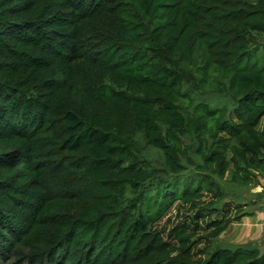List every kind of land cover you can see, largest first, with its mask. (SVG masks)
<instances>
[{
    "label": "trees",
    "instance_id": "1",
    "mask_svg": "<svg viewBox=\"0 0 264 264\" xmlns=\"http://www.w3.org/2000/svg\"><path fill=\"white\" fill-rule=\"evenodd\" d=\"M263 118L264 0H0V264H264Z\"/></svg>",
    "mask_w": 264,
    "mask_h": 264
},
{
    "label": "rangeland",
    "instance_id": "2",
    "mask_svg": "<svg viewBox=\"0 0 264 264\" xmlns=\"http://www.w3.org/2000/svg\"><path fill=\"white\" fill-rule=\"evenodd\" d=\"M212 105H223L224 99L217 100L208 98ZM264 125V118L259 124L261 131ZM147 159L156 165L161 162L160 153L144 148ZM127 165V164H125ZM223 189L222 203L244 205L246 215L229 227L215 242L216 246L228 249H249L259 248L264 251V224H262V213L264 212V182L253 187L237 188L226 183H220ZM255 221V222H254Z\"/></svg>",
    "mask_w": 264,
    "mask_h": 264
},
{
    "label": "crops",
    "instance_id": "3",
    "mask_svg": "<svg viewBox=\"0 0 264 264\" xmlns=\"http://www.w3.org/2000/svg\"><path fill=\"white\" fill-rule=\"evenodd\" d=\"M261 218H262V220H261V221H262V224H264V212L262 213V217H261ZM254 222H255V221H254ZM263 226H264V225H263Z\"/></svg>",
    "mask_w": 264,
    "mask_h": 264
}]
</instances>
